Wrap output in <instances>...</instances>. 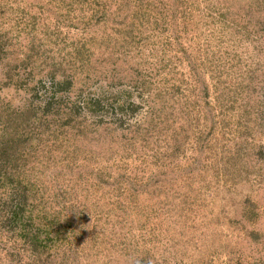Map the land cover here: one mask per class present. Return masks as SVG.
I'll return each instance as SVG.
<instances>
[{
	"label": "rangeland",
	"instance_id": "rangeland-1",
	"mask_svg": "<svg viewBox=\"0 0 264 264\" xmlns=\"http://www.w3.org/2000/svg\"><path fill=\"white\" fill-rule=\"evenodd\" d=\"M0 264H264V0H0Z\"/></svg>",
	"mask_w": 264,
	"mask_h": 264
}]
</instances>
